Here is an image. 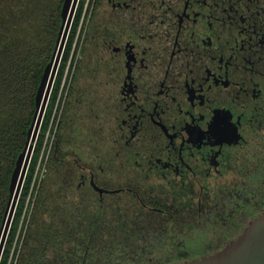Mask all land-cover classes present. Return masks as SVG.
<instances>
[{"label":"flooded vegetation","instance_id":"flooded-vegetation-1","mask_svg":"<svg viewBox=\"0 0 264 264\" xmlns=\"http://www.w3.org/2000/svg\"><path fill=\"white\" fill-rule=\"evenodd\" d=\"M82 24L55 157L146 225L139 255L224 249L264 211V0H87Z\"/></svg>","mask_w":264,"mask_h":264},{"label":"trees","instance_id":"trees-1","mask_svg":"<svg viewBox=\"0 0 264 264\" xmlns=\"http://www.w3.org/2000/svg\"><path fill=\"white\" fill-rule=\"evenodd\" d=\"M65 0H0V230L11 183L37 111V95L57 49ZM87 0H80L46 109L0 264H175L190 259L139 255L146 225L122 206H100L91 189H78L74 168L55 157L69 150L65 124L75 79L74 43ZM74 51L76 53H74ZM68 64L69 67L67 71ZM54 114V130L43 156ZM55 116V117H57ZM252 211V216L264 210ZM138 252V253H136Z\"/></svg>","mask_w":264,"mask_h":264},{"label":"water","instance_id":"water-1","mask_svg":"<svg viewBox=\"0 0 264 264\" xmlns=\"http://www.w3.org/2000/svg\"><path fill=\"white\" fill-rule=\"evenodd\" d=\"M79 0H65L64 23L54 57L45 70L37 95V111L28 133L26 146L17 160L11 183L9 206L0 230V261L5 249L19 198L29 170L35 142L54 87L67 39L76 14ZM176 264H264V211L245 228L242 234L224 249L201 259L187 260Z\"/></svg>","mask_w":264,"mask_h":264},{"label":"rangeland","instance_id":"rangeland-1","mask_svg":"<svg viewBox=\"0 0 264 264\" xmlns=\"http://www.w3.org/2000/svg\"><path fill=\"white\" fill-rule=\"evenodd\" d=\"M69 67H71L70 64H68L67 71H68ZM55 116H57V114H54V116L52 117L49 130H48V132H47V134L45 136L44 150H43V153H42L43 156L46 155V152H48V149L51 148L52 143H53V138H54V133L53 132H54V130L56 128V122H57V118H58V116L57 117H55Z\"/></svg>","mask_w":264,"mask_h":264}]
</instances>
